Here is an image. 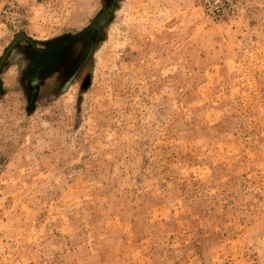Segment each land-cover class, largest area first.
I'll list each match as a JSON object with an SVG mask.
<instances>
[{
  "label": "rangeland",
  "instance_id": "1",
  "mask_svg": "<svg viewBox=\"0 0 264 264\" xmlns=\"http://www.w3.org/2000/svg\"><path fill=\"white\" fill-rule=\"evenodd\" d=\"M0 264H264V0H0Z\"/></svg>",
  "mask_w": 264,
  "mask_h": 264
}]
</instances>
